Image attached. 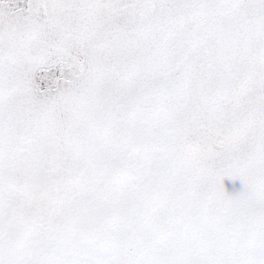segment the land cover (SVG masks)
<instances>
[{
    "label": "snow or ice",
    "instance_id": "1",
    "mask_svg": "<svg viewBox=\"0 0 264 264\" xmlns=\"http://www.w3.org/2000/svg\"><path fill=\"white\" fill-rule=\"evenodd\" d=\"M0 264H264V0H0Z\"/></svg>",
    "mask_w": 264,
    "mask_h": 264
},
{
    "label": "crops",
    "instance_id": "2",
    "mask_svg": "<svg viewBox=\"0 0 264 264\" xmlns=\"http://www.w3.org/2000/svg\"><path fill=\"white\" fill-rule=\"evenodd\" d=\"M237 183H239V181H237Z\"/></svg>",
    "mask_w": 264,
    "mask_h": 264
}]
</instances>
